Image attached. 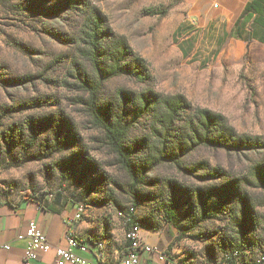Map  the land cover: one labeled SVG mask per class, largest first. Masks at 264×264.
Returning <instances> with one entry per match:
<instances>
[{
	"label": "rangeland",
	"instance_id": "obj_1",
	"mask_svg": "<svg viewBox=\"0 0 264 264\" xmlns=\"http://www.w3.org/2000/svg\"><path fill=\"white\" fill-rule=\"evenodd\" d=\"M80 2L67 10L62 0H0V191L45 193L62 205H83L81 239L103 243L115 262L136 222L147 236L160 239L157 249L178 264L256 262L264 254V207L255 209L254 229H245L229 213L204 221L194 204L195 190L220 180L201 179L206 171L190 177L169 163L133 178L87 109L73 100L76 77L93 68L92 55L80 52L89 41L85 33L94 28L85 17L89 3L107 18L106 44L114 35L124 38L153 76L150 86L125 76L107 80L102 102H112L120 89L181 94L194 107L223 115L239 135L264 142V45L240 50L225 37L223 24L198 28L188 0ZM48 116L72 129L61 127L57 134L52 124L39 126ZM152 125V118L141 119L127 144L151 140ZM146 155L141 147L132 159L140 164ZM257 160V154L202 148L184 163L205 161L230 180ZM252 193L255 201H264L261 191ZM173 198L180 205L170 221Z\"/></svg>",
	"mask_w": 264,
	"mask_h": 264
},
{
	"label": "trees",
	"instance_id": "obj_2",
	"mask_svg": "<svg viewBox=\"0 0 264 264\" xmlns=\"http://www.w3.org/2000/svg\"><path fill=\"white\" fill-rule=\"evenodd\" d=\"M78 4H81L80 0H62L61 7L74 10ZM84 5L85 17L94 28H89L85 33L89 41L85 43L86 48L80 52L83 57L92 55L93 68L91 72L81 70L76 77L78 95L73 101L87 109V114L92 118L94 125L104 133L118 164L133 178H139V174H145L163 163L172 164L181 173L190 177H197L196 173L206 171L201 179H218L221 182L195 190L194 204L202 219L213 220L220 214L229 213L234 218L237 216L242 227L252 225L254 229L255 209L264 207V201L258 203L252 193L261 191L264 194L263 140L260 137L239 135L223 115L194 107L181 94L167 96L151 88L141 92L120 89L112 102H102L101 89L107 80L125 76L139 84L150 86L153 76L149 63L136 55L124 38L114 35L111 42L106 44L103 34L108 28L107 18L89 3ZM249 14L256 15L254 23L264 26V6L259 0H253L246 6L245 15L237 22L235 29L230 34H225V37L242 40L241 30L245 27ZM185 116L187 119L184 120ZM145 117L153 120L151 140H138L129 146L127 144L129 134ZM54 119H56L54 116L42 118L38 122L39 126L52 124L57 134H61V127L72 129L71 124L69 126L62 119H58L60 122ZM141 147L147 155L144 162L138 164L132 157L136 156ZM202 148H215L235 155L257 154L258 160L239 178L225 180L221 175L222 170L211 168L205 161L198 162L192 167L186 166L184 160ZM262 197L264 200V195ZM29 198L40 200L39 203L42 205V198H48V195L39 193L36 196L34 193ZM65 205H69L68 202ZM179 205L173 198L172 213L168 216L170 221L175 217ZM78 239L83 244H97L91 239Z\"/></svg>",
	"mask_w": 264,
	"mask_h": 264
},
{
	"label": "crops",
	"instance_id": "obj_3",
	"mask_svg": "<svg viewBox=\"0 0 264 264\" xmlns=\"http://www.w3.org/2000/svg\"><path fill=\"white\" fill-rule=\"evenodd\" d=\"M189 15L195 19L198 28L206 29L214 24H223L226 34H230L237 22L245 15L246 6L253 0H188ZM264 6V0H259ZM256 15L249 14L246 25L242 28V40L230 38L237 43L240 50H247L264 45V26L254 23ZM31 199L22 195H7L0 191V264H24V251L27 248L26 240H18L24 234L30 222H35L47 237L53 248L64 246L63 237L66 232V221L74 213L75 206L62 205L54 199ZM81 225L75 231L77 237L84 238ZM147 243L155 249V253L146 252L142 255L143 264H178L174 261L161 259L164 251L158 250L160 239L147 236ZM88 245V243H86ZM9 246L10 250L3 247ZM76 255L95 261L94 256L73 250ZM162 254V257H160ZM105 264H116L106 252ZM118 259V258H117ZM55 250H51L34 264H56ZM117 261V260H116ZM95 264H98L95 262Z\"/></svg>",
	"mask_w": 264,
	"mask_h": 264
},
{
	"label": "built area",
	"instance_id": "obj_4",
	"mask_svg": "<svg viewBox=\"0 0 264 264\" xmlns=\"http://www.w3.org/2000/svg\"><path fill=\"white\" fill-rule=\"evenodd\" d=\"M6 192L14 194V190L5 189ZM39 193H36L38 196ZM33 193L24 195L26 197L33 196ZM52 199V195H48ZM132 211H134L132 209ZM85 208L79 204L75 206L74 213L67 218L66 232L63 237L64 246L53 248L47 237L40 230L35 222H30L26 232L18 236V240H26L27 248L24 251V264H34L41 260L43 256L51 250H55L57 261L56 264H105L107 261L106 251L103 243L95 245L83 244L79 241L75 231L76 226L83 221ZM5 250H10L9 246L3 247ZM79 250L82 253H87L94 256L95 261H91L79 255H76L73 250ZM155 249L147 243V234L145 229L138 223L131 224V227L125 233V246L119 256L116 264H143L142 255L146 252L155 253ZM165 256V255H164ZM162 257V254H160ZM236 257V254H235ZM161 259L171 261L166 256ZM216 264H229V259ZM235 264H243L236 260ZM253 264H264V254H261Z\"/></svg>",
	"mask_w": 264,
	"mask_h": 264
}]
</instances>
